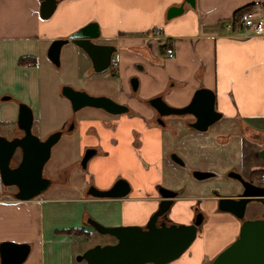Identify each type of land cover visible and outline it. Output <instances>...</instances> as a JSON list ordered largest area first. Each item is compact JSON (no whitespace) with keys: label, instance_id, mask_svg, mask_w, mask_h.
<instances>
[{"label":"crops","instance_id":"0c3cea01","mask_svg":"<svg viewBox=\"0 0 264 264\" xmlns=\"http://www.w3.org/2000/svg\"><path fill=\"white\" fill-rule=\"evenodd\" d=\"M39 3L0 0V94L13 97L0 115L5 109L15 114L17 101L29 104L35 115H41L39 107L34 106L40 103L41 75L37 70L40 64H51L43 60L44 52L53 39L66 38L91 21L99 27L96 41L115 46L112 57L118 65L95 73L85 52L72 45L82 56L73 76L86 85L79 89L87 91L88 86L90 94L107 95L130 108L116 117L102 109L89 108V114H81L89 116L74 121L73 130L61 144L69 148L73 157L62 166L66 177L46 192L49 196L21 201L0 194V243L13 242L15 238L18 242L13 243L33 241L21 264H71L75 235L64 230L92 232L85 223L89 217L104 225H141L155 207V187L163 185L162 164L168 165L164 157L172 147L169 126L151 121L155 110L146 103L147 99L160 95L167 104L180 107L190 101L196 89H210L215 95V109L223 118L249 123L251 126L244 128L251 137L264 139V131L257 130L252 122L264 119V36H244L239 26L227 27L233 12L247 3H255L253 9L264 15V0H195L194 7L185 0H58L48 18L39 16ZM180 4L182 13L167 18V9ZM166 46L173 48L172 57L165 54ZM21 56H32L36 63L21 65ZM132 76L138 80L135 94H131ZM65 102L70 107L69 101ZM54 110L49 109L50 115H56ZM112 120L116 121L114 130L108 126ZM178 130L174 133L182 135L184 131ZM134 132L142 141L139 150L133 146ZM236 135V131L229 130L217 139L227 144ZM239 135L243 142L237 148L239 163L229 170L238 167V172L248 177L262 164L255 153L264 146L248 144L246 135ZM112 137L115 142H111ZM89 147L96 148V152L83 169L80 159ZM75 170L82 178L79 186L70 181ZM119 178L130 187L125 197L96 198L87 194L88 186L105 190ZM168 187L180 190L177 184ZM181 191L170 216L175 222L188 223L192 207L203 212L206 218L197 237L201 244L218 237L230 242L237 235L240 221L217 209L213 193L195 200L184 195V189ZM200 261L199 257L185 260L180 256L167 264Z\"/></svg>","mask_w":264,"mask_h":264},{"label":"water","instance_id":"95a60500","mask_svg":"<svg viewBox=\"0 0 264 264\" xmlns=\"http://www.w3.org/2000/svg\"><path fill=\"white\" fill-rule=\"evenodd\" d=\"M39 1V16L50 17L58 0ZM185 3L194 7L195 0H185ZM182 11L183 4L173 5L167 9L166 17H174ZM98 37V24L94 21L88 22L66 38L53 39L46 51L47 58L54 66L59 67L61 48L71 42L85 52L91 61L92 70L95 73H102L108 69L115 46L98 43L96 41ZM130 86L133 90L137 89V77L130 79ZM59 91L69 101L72 111L83 107L102 109L110 114L127 111L126 105L116 102L107 95L89 94L83 89L66 84L62 85ZM9 98V95H5L0 100ZM214 102V92L204 87L196 89L190 101L180 107L167 104L160 95L146 100L159 115H193L195 120L189 123V126L198 131L207 130L212 123L222 117V113L215 109ZM32 122L31 107L25 102H19L16 123L23 131V135L11 139L0 135V181L5 186H16L17 191L13 197L21 201L34 199L48 187L50 180L42 176V169L49 158L52 145L61 136V131L57 130L42 140L32 133ZM17 149L20 152V160L16 166L10 167V159ZM94 153L93 149L85 150L80 159L83 169ZM255 155L264 164V147L257 150ZM172 158L179 165L184 164L178 156L172 155ZM192 175L196 179H205L214 173L194 170ZM227 177L236 182V186L231 190H237L239 185L241 189L237 195L214 194L217 198L216 206L218 210L231 213L239 219L240 225L234 240L215 255L211 264H264V186L243 179L233 170L227 173ZM128 192L129 184L122 178L105 190L93 185L87 188V194L96 198H120L126 196ZM159 193L161 200L158 208L144 226L104 225L92 217L87 218L85 223L95 232L113 237L115 242L95 244L78 254L76 260H85L87 264H167L179 258L194 241L202 214L197 213L188 224L161 222L157 225V216L168 212L173 202L172 198L177 195L176 191L166 188H160ZM251 204L262 207L261 217L245 218L246 208ZM30 249L29 243L2 242L0 264H21L27 258Z\"/></svg>","mask_w":264,"mask_h":264},{"label":"rangeland","instance_id":"374dc122","mask_svg":"<svg viewBox=\"0 0 264 264\" xmlns=\"http://www.w3.org/2000/svg\"><path fill=\"white\" fill-rule=\"evenodd\" d=\"M72 45L73 44L71 42H68L61 48L59 67L54 66L52 63L48 67H44L43 64H40L39 70H37L41 75L40 101L38 100L40 103L37 102L34 106L36 108L39 107L41 115L35 116L32 131L39 138H43L56 128H59L62 122L65 119H68L69 115L67 114L71 115L73 121L79 117L89 116L81 115L89 114V107H83L75 112H72L70 109L71 107H68L65 102L67 100L60 97L59 94V88L65 84L76 89L83 86L86 87L84 83L82 84L76 77L73 76L76 75V63L80 61L82 56L77 51L72 49ZM47 59V55L44 52L43 60L47 61ZM87 89L88 90L86 92L90 94L88 86ZM91 94L95 95L94 93ZM7 102L8 101L2 102L0 105V111L2 107H6L8 105ZM53 108L56 110V115H50L48 112L49 109L51 110ZM5 110L6 111H4V113L2 112L3 115H0L1 117L3 116L8 118L9 115H13V117H15L12 110ZM186 119H190V117L188 116ZM182 121L183 118H173V121L170 123L168 122V124H170V126L174 129L184 131L182 135L175 138L172 132H167V134L169 144H172V147H174L178 153L181 154L180 157L183 159L184 164L179 165L168 161V165H165V162H163L161 170L163 178L162 186L177 184V188L185 190L184 195L191 196L192 198L195 197V200H200V197H204L212 193L213 190H217V192L221 194L229 191L233 192L231 188L236 186V182L233 179L227 178L225 175L231 166H238L239 157L237 150L241 148L243 143L240 140V132L249 136L247 137V140L245 139L248 144L250 143L248 141L250 140L249 138H252L248 129L243 128L242 123L245 124V122L233 119L228 121L223 118L222 115V117L212 123L207 130L196 131L193 129H187ZM252 122H254L258 128H264V119H257ZM7 123L6 119H0V131H7ZM229 130L236 131L237 135L232 137L234 139L227 144L220 143L219 139H217L218 135L224 134ZM63 132L61 140H58V142L53 146L51 156L43 168L44 174L51 175L55 178L54 180H56V184L53 187L59 186L62 179L66 177L67 172L63 171L62 166L67 165L69 160H71V157H73L69 148L65 146L62 148L61 145L62 140L67 137L71 131H67L66 127H64ZM215 134H217V137ZM222 137L224 138V136ZM229 163L232 165H229ZM172 167H175V170H172ZM231 169H235L238 172V167H233ZM194 170L210 171L213 172L214 175L205 179H196L192 175ZM172 179L173 182L171 181ZM81 180L82 178L80 176V172L75 170V174H73L70 179L71 184L73 186H79ZM2 193L3 184L0 181V194L3 195ZM42 196H49V194L46 193L40 197ZM259 211H262L261 206L251 204L246 210L245 216L251 217L255 212ZM234 238L230 242H232ZM16 240L17 238L13 239V242H18ZM30 242L33 243V241ZM112 242L113 239L110 236L106 234H99L94 230H92L88 236L75 235L72 241L71 264H87L85 260L77 261L76 256L95 244H107ZM230 242L225 239L220 240L218 237L217 240H210L207 244H201L199 238H197V240L189 246L181 257L185 260H189V258L192 257H199L202 259L201 264H211L214 255L226 247ZM32 243L30 245H32Z\"/></svg>","mask_w":264,"mask_h":264},{"label":"flooded vegetation","instance_id":"af4514ba","mask_svg":"<svg viewBox=\"0 0 264 264\" xmlns=\"http://www.w3.org/2000/svg\"><path fill=\"white\" fill-rule=\"evenodd\" d=\"M112 57V56H111ZM113 68L112 67V65H111V61H110V64H109V66H108V69L109 68ZM114 69V68H113ZM132 77H134V76H132ZM132 77H130V79L132 78ZM137 90V89H136ZM136 90H133L132 88H131V94H135L136 93ZM5 95H7V93L6 94H4V93H1L0 94V98L2 97V96H5ZM9 95V94H8ZM10 96V95H9ZM12 100V97L10 96V98L9 99H6V100H0V105L2 104V102L3 101H11ZM114 100V99H113ZM116 102H118L117 100H115ZM20 101H17V104L19 103ZM21 102H23V101H21ZM119 103H121V102H119ZM17 104H16V112H15V117H13L12 115H11V117L10 118H8V119H6V121L8 122L7 123V128H6V132H3V131H0V135H2V136H5L7 139H11V138H13V137H21L22 135H23V131L20 129V128H18V126H17V123H16V119H17ZM121 104H124V105H126L127 106V104H125V103H121ZM29 105V104H28ZM30 106V105H29ZM31 107V106H30ZM32 108V107H31ZM89 108H91V107H89ZM97 109V108H96ZM129 107L127 106V111L126 112H123V113H128L129 112ZM155 110V109H154ZM33 111V110H32ZM72 111V110H71ZM104 111V110H103ZM72 112H75V111H72ZM104 113L105 114H108V116H111V117H116V116H119L120 114H123V113H120V114H110V113H108V112H106V111H104ZM35 114H34V111H33V122H34V120H35ZM129 116H137V115H129ZM190 117V119H186L187 117ZM72 117H71V115H69V117H68V119H66L64 122H62V124L59 126V128H56L54 131H57V130H60L61 131V136L63 135V130H64V127H66V129H67V131H72L73 130V126H74V121H73V118L71 119ZM173 118H183V123H184V125L186 126V128L187 129H193V130H196V129H194L193 127H191V126H189V123H191V122H193L194 120H195V118H194V116L193 115H159L158 113H157V111L155 110V115H152V117H151V121L154 123V124H156V125H158V126H161V127H165V126H169V129H168V132H172L173 133V136H175V138L176 137H178V136H180L181 135V133H179V132H177V133H174V131H175V129L173 128V127H171L170 126V124H168V122L170 123L171 121H173ZM15 119V120H14ZM185 120V121H184ZM33 122H32V125H33ZM242 125H243V128L244 127H246V126H248V127H250L251 125L249 124V123H245V124H243L242 123ZM112 130H114L115 129V126H116V121L115 120H112V122H110V124L108 125ZM208 129V128H207ZM245 129V128H244ZM31 130H32V127H31ZM257 130H260V131H264L263 129H258L257 128ZM54 131H52V132H54ZM179 131V130H178ZM196 131H198V130H196ZM52 132H50V133H52ZM32 133H33V131H32ZM49 133V134H50ZM49 134H47L46 136H44L43 138H41L40 137V139H45ZM60 136V137H61ZM247 137H249L248 135L247 136H245V138L247 139ZM60 139V138H59ZM250 140H249V142L250 143H257L260 147L261 146H264V139H259V138H249ZM111 142H115V138H111ZM58 142V141H57ZM56 142V143H57ZM132 142H133V146L137 149V150H139L140 149V147H141V145H142V141H141V138H140V136H139V134L137 133V132H134V134H133V140H132ZM55 143V144H56ZM55 144H53L52 145V147H51V149H50V155H49V158H50V156H51V152H52V148H53V146L55 145ZM171 147H172V144H171ZM89 149H93L95 152H96V148H94V147H89ZM172 155H176V156H178L179 158H181L180 156H181V154L180 153H178V151L174 148V147H172V149H169V151H167V154H166V161H171V162H173V163H176L174 160H173V158H172ZM49 158H48V160H49ZM19 160H20V152H19V150L17 149L16 151H15V154L12 156V158L10 159V162H9V165H10V167H14V166H16L17 165V163L19 162ZM47 160V161H48ZM181 160L183 161V159L181 158ZM46 161V162H47ZM46 164V163H45ZM44 164V165H45ZM176 164H178V163H176ZM43 168H44V166H43ZM236 171L235 169H230V170H228L227 172H226V177H227V173L229 172V171ZM260 171H262L261 172V174H259V172ZM264 173V164L262 163L261 165H259V166H257L256 168H254L252 171H251V174L248 176V177H246V176H243L241 173H239L240 175H241V177L243 178V179H245V180H247V181H249V182H251V183H253V184H255V185H259V186H264V184L261 182V180H260V177H261V175ZM42 176L43 177H45V178H48L49 180H50V183H49V185H48V187L43 191V192H41L38 196H40V195H42V194H44V193H46L52 186H54L55 184H56V180H54L55 178H53V176H51V175H48V174H44L43 173V169H42ZM228 178V177H227ZM120 179V178H119ZM123 179V178H122ZM118 180V179H117ZM58 181V180H57ZM160 188H166V189H171V190H174V191H176V193H177V195L175 196V197H173L172 198V200H173V202L171 203V206L169 207V210H168V212L166 213V214H161V215H159V216H157V218H156V224L158 225L159 223H161V222H164L165 224H171V223H177V222H175L172 218H171V216H170V211H171V208H172V206H173V204L175 203V201H176V199H178L181 195H182V191H181V189L180 190H178V189H172V188H169L168 186H162V185H156V187H155V190H156V197H155V207H154V209L149 213V215H148V217H147V219L145 220V222L143 223V224H141L140 226H144L145 224H146V222L148 221V219H149V217L157 210V208H158V205H159V202H160V200H161V196H160V193H159V189ZM240 189H241V187H240V185H239V187H238V189L237 190H235V191H229V193H222V194H224V195H237V193L240 191ZM129 190H130V187H129ZM17 191V188H16V186H14V185H11V186H5V185H3V193L4 194H6V195H9V196H13V194L15 193ZM129 193V192H128ZM127 193V194H128ZM212 193L213 194H216V193H219V192H217V190H213L212 191ZM221 194V193H220ZM38 196H36V197H38ZM125 197V196H124ZM216 197V196H215ZM120 198H123V197H120ZM216 202H217V200H216ZM194 209H196V207H192V216H191V219H190V221L188 222V223H191L192 222V220L195 218V215L197 214V213H200L201 211L200 210H198V209H196V211H194ZM248 209V207L246 208V210ZM262 211H263V209H262ZM262 211H259V212H255L254 213V215L253 216H251V217H246L245 216V218H254V217H261V213H262ZM246 212V211H245ZM201 214H202V221H201V224L198 226V228H197V233H196V237H195V239H194V241L195 240H197V237H198V233H199V229H200V227L202 226V224H203V222H204V220H205V216H204V214H203V212H201ZM235 217V216H234ZM236 218V217H235ZM237 219V218H236ZM239 220V219H238ZM240 221V220H239ZM188 223H185V224H188ZM112 239H113V242H115V239L113 238V237H111ZM193 241V242H194ZM112 242V243H113ZM192 242V243H193ZM214 257H215V255H214ZM213 257V258H214ZM201 261H202V259H201ZM201 261H200V264H201Z\"/></svg>","mask_w":264,"mask_h":264},{"label":"built area","instance_id":"2783aa9c","mask_svg":"<svg viewBox=\"0 0 264 264\" xmlns=\"http://www.w3.org/2000/svg\"><path fill=\"white\" fill-rule=\"evenodd\" d=\"M239 27L243 29V35L249 36H264V15L255 11L254 9H250L244 11L239 17ZM228 28L232 29V22L227 25ZM165 54L167 57L173 56V48L170 46H166ZM111 65L113 68H116L118 62L115 58L111 57ZM261 182L264 184V173L260 177Z\"/></svg>","mask_w":264,"mask_h":264},{"label":"trees","instance_id":"16d2710c","mask_svg":"<svg viewBox=\"0 0 264 264\" xmlns=\"http://www.w3.org/2000/svg\"><path fill=\"white\" fill-rule=\"evenodd\" d=\"M255 3H247L239 8H237L232 16H231V22H232V26L233 28L238 27L239 26V17L240 15L247 10L253 9L254 8ZM18 63L21 65L24 64H28V65H34L36 63V59L32 56H21L18 59ZM262 171L259 172V174H261ZM66 234H71V235H85L88 236L90 233L84 231L83 229L80 228H73V229H67L63 231ZM89 233V234H88Z\"/></svg>","mask_w":264,"mask_h":264}]
</instances>
